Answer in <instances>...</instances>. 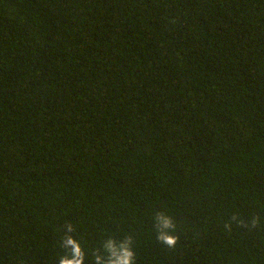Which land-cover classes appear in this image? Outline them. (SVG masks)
I'll list each match as a JSON object with an SVG mask.
<instances>
[{
  "label": "trees",
  "instance_id": "obj_1",
  "mask_svg": "<svg viewBox=\"0 0 264 264\" xmlns=\"http://www.w3.org/2000/svg\"><path fill=\"white\" fill-rule=\"evenodd\" d=\"M69 238L264 264V0H0V264Z\"/></svg>",
  "mask_w": 264,
  "mask_h": 264
},
{
  "label": "clouds",
  "instance_id": "obj_2",
  "mask_svg": "<svg viewBox=\"0 0 264 264\" xmlns=\"http://www.w3.org/2000/svg\"><path fill=\"white\" fill-rule=\"evenodd\" d=\"M171 220L166 219L164 221V227H172ZM167 247L173 248L177 243V237L173 235L168 234H161L158 237ZM66 245L71 246L72 250V258L69 259L67 257H63L60 260V264H83L84 261V252L82 251L81 245L74 239H67L65 241ZM112 242H109L111 244ZM106 247H109V251L111 253V256H114L115 259L110 258L108 261V264H131V257L134 255L133 252L129 251L128 247L126 245H123L119 251V253L112 251L111 247L109 245H106ZM97 260V264H99V261L101 257H95Z\"/></svg>",
  "mask_w": 264,
  "mask_h": 264
}]
</instances>
